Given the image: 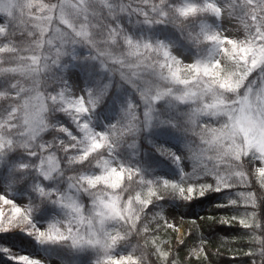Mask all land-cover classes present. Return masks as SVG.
<instances>
[{"label": "snow or ice", "instance_id": "1", "mask_svg": "<svg viewBox=\"0 0 264 264\" xmlns=\"http://www.w3.org/2000/svg\"><path fill=\"white\" fill-rule=\"evenodd\" d=\"M0 13L8 18L0 21V183L12 190L30 186L66 210L65 220L41 229L31 206L0 194V232L20 230L41 244L92 250L95 264H149L146 246L155 264H177L157 237L174 224L162 214L149 221V206L169 194L191 201L209 191L248 188L255 179L259 194L241 191L218 205L241 207L240 215L209 219L249 230L238 237L254 249L244 255L264 264V0H0ZM224 17L243 27L226 34L216 23ZM65 56L82 61V94L70 91L63 77L42 84L49 69L67 68ZM117 104L126 123L93 122L97 108ZM166 127L191 132L193 174L204 182L190 183L188 174L181 182L149 178L135 162L138 135ZM148 143L161 157L181 160L155 138ZM86 163L88 170L74 167ZM68 168L76 171L66 177L67 190L44 183ZM81 194L90 200L87 213ZM122 244L131 245L130 254L118 253ZM205 245L201 236L190 255L207 260ZM13 259L41 264L29 256Z\"/></svg>", "mask_w": 264, "mask_h": 264}, {"label": "trees", "instance_id": "2", "mask_svg": "<svg viewBox=\"0 0 264 264\" xmlns=\"http://www.w3.org/2000/svg\"><path fill=\"white\" fill-rule=\"evenodd\" d=\"M53 2H55V0H53ZM0 21L7 23L8 18L3 13H0ZM218 21L219 19L216 20V23H218ZM160 27L161 26H157L158 29ZM161 38H163V36H161ZM25 43H27V38H25ZM77 52L81 56L88 54V50L80 46H77ZM61 64H67V68L74 66L81 73L86 84L87 75L81 67L82 61H72L69 57L65 56L61 58ZM67 68L49 69L42 77V84L50 81L52 77H63L64 79L65 70ZM255 75L254 73L253 76ZM250 79H252V77H250ZM117 82H119L118 75L114 77V83ZM256 87L259 88V84H257ZM133 99L139 103L137 97H133ZM108 103L110 104V102ZM162 103L163 102L158 104L157 107H160ZM95 111L97 116L92 119L98 126L100 124L106 125L109 122L114 124L118 122L126 123V119L124 118L119 104L110 107L101 105ZM140 111H142V107ZM56 118L59 119L62 124L70 125L75 131L74 125L71 124L68 117L58 113ZM141 119L143 118L141 117ZM149 131L152 132L150 136L148 135ZM161 132L163 135L160 134ZM45 138L51 139V136L46 135ZM153 138H155L157 143L164 144L166 147L170 148L181 157V160L179 162H174L170 158L161 157L159 153L153 152L152 146L148 143V140ZM136 139L139 145V153L135 157V162L143 169H146L149 178H164L174 182H181L185 179V174H188V181L190 183L204 182L193 174L194 162L190 155V143L193 139L191 132L186 133L183 130L172 127L153 130L145 129ZM126 154L131 156L133 150L128 149ZM157 161H160V163L158 164ZM74 167L80 171L89 169L87 163L84 166L76 165ZM251 167L252 166L249 168L250 171ZM91 170H94V168ZM75 171L76 170L73 168H68L64 176L54 178L44 183L52 189L65 191L68 188L66 177L74 174ZM205 179L211 182L210 178ZM7 190L12 195H21L28 199L27 206L33 208V222L41 229H45L48 224L53 221L66 219V210L63 209L60 204L51 200H42L38 193L34 192L30 186L26 189L21 187L19 190H12L10 188H7ZM241 191H254L259 194L262 190L256 180L253 179L251 181V186L248 188L233 187L220 192L209 191L206 195L199 196L191 201H184L179 198V196L172 194L167 195L163 200L155 201L146 210L149 221H152L153 214L164 215L167 208L175 206L181 210L188 226L183 244L180 243L177 230L167 228L157 233L158 243L166 242L163 245L164 249L166 245L170 246L169 250L175 255L177 264H208V259L205 260L204 257H199L197 259L190 255L189 245L198 241V238L201 236L206 240L205 246L210 251L214 252L218 264H260L259 257L244 255V253L253 251L254 249L251 248L249 244L240 242L238 239V237H247L249 235V230L244 229L238 224H221L209 219V217L219 218L221 216L240 215L244 211L241 207H220L218 205L228 204L229 200L236 199L238 193ZM79 199L82 204L86 206L87 213V210L91 206L89 198L86 194H81ZM259 212L260 219L264 222V199L260 200ZM152 222L154 223V221ZM197 225L199 226L198 228L196 227ZM149 239H151V237H149ZM131 241L134 244L139 243L142 246L144 245V240L139 237H133ZM7 246L16 247L33 258L40 256L49 263L53 259H58L61 261V264H95V253L92 250L77 252L71 249L67 243L41 244L34 236L20 230L0 232V264H16V261L3 254L2 249ZM117 251L120 255L130 254L131 245L122 244ZM137 254L139 255V253ZM145 256L149 264H155L156 256L152 254L151 246L145 247Z\"/></svg>", "mask_w": 264, "mask_h": 264}, {"label": "rangeland", "instance_id": "3", "mask_svg": "<svg viewBox=\"0 0 264 264\" xmlns=\"http://www.w3.org/2000/svg\"><path fill=\"white\" fill-rule=\"evenodd\" d=\"M217 24L219 25L220 30L224 31L226 34H229L234 28H242L243 27L242 24L237 23L235 20L232 21L228 17H224V18L219 19ZM176 51L178 53L183 52L179 47H177ZM64 75H65L64 81L66 82L68 89L74 93L82 94L80 92V90L85 88L86 85H85L79 71H77L75 69V67L70 66L65 70ZM0 194H3L5 196H7L9 199L14 200L20 206H27L28 200L26 197L12 195L3 184H0ZM4 207H5V211H7L8 210L7 206H4ZM165 216L168 217L169 222L174 224V227L171 228V230H177L179 240L183 241L184 237L187 234L188 226H187V223H186L181 211L178 210L177 208H168L165 211ZM197 245H198V242L191 243L189 245L190 252H191V249L197 247ZM165 249L169 250L170 246L166 245ZM205 250L209 253L208 264H218L217 260L215 258L214 252L210 251L206 246H205ZM2 252L6 257H8L12 260H14L13 257L29 256L24 251H22L16 247H11V246L4 247L2 249ZM29 257H32V256H29ZM200 257H203V256H200ZM36 259L41 261V264H60L56 260L49 263L44 258H41L40 256H38Z\"/></svg>", "mask_w": 264, "mask_h": 264}]
</instances>
